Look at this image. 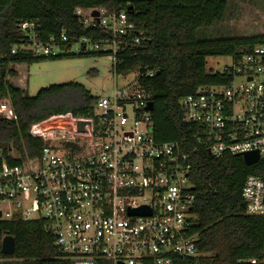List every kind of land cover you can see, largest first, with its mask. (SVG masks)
Segmentation results:
<instances>
[{
	"label": "built area",
	"instance_id": "2783aa9c",
	"mask_svg": "<svg viewBox=\"0 0 264 264\" xmlns=\"http://www.w3.org/2000/svg\"><path fill=\"white\" fill-rule=\"evenodd\" d=\"M124 1L119 9H75L83 26L109 39L65 32L43 39L39 24L20 23L28 39L22 50L34 57L103 53L115 78L135 77L96 96L89 116L64 112L33 122L29 134L43 141L40 152L0 148V222H42L70 264H201L192 233V164L181 143L159 142L154 135L151 93L142 82L154 72L118 69L117 54L137 30L127 12L137 0ZM228 57L230 64L213 70L224 76L221 82L180 100L183 121L213 157L257 152L258 164L264 160V42ZM0 116L17 120L9 99L0 101ZM242 198L247 214L264 216V176L249 174ZM143 207L151 213H138ZM249 263L264 264V257Z\"/></svg>",
	"mask_w": 264,
	"mask_h": 264
},
{
	"label": "trees",
	"instance_id": "16d2710c",
	"mask_svg": "<svg viewBox=\"0 0 264 264\" xmlns=\"http://www.w3.org/2000/svg\"><path fill=\"white\" fill-rule=\"evenodd\" d=\"M124 5V0H0V101L9 99L17 116V120L0 116V148L6 151L12 145L21 153L36 154L43 141L29 134L33 122L64 112L89 116L96 101V96L80 83L51 85L31 97L11 81L18 76L14 68L17 64L78 56H32L22 50L28 39L20 23L39 24L37 32L43 39L62 32L75 38L109 39L110 34L83 26L75 9H119ZM127 9L137 30L130 35L128 46L117 54L118 69L154 72L152 77L142 79L153 102L154 135L159 142L181 143L192 164L189 177L196 194L192 233L198 236L201 264H250V259L264 257V216L247 214L242 198L246 177L264 176V160L247 165L241 156L213 157L195 136V130L183 121L180 105L183 97L200 86L223 80V75L208 71L209 57L238 58L246 49L264 42V35L199 39V34L223 20L228 10L226 0H137ZM140 31L141 42L135 44ZM14 48L16 53H12ZM7 233L16 239L14 255L1 253ZM12 257L18 258L19 264H70L40 221L0 222V264H12L3 260ZM177 264L193 263L178 260Z\"/></svg>",
	"mask_w": 264,
	"mask_h": 264
},
{
	"label": "rangeland",
	"instance_id": "374dc122",
	"mask_svg": "<svg viewBox=\"0 0 264 264\" xmlns=\"http://www.w3.org/2000/svg\"><path fill=\"white\" fill-rule=\"evenodd\" d=\"M228 10L223 20L212 28L199 34V39L219 37H249L264 35V0H226ZM112 61L107 55L69 56L56 59H41L16 67L23 78L22 85L26 93L34 97L46 87L55 84L80 83L94 96L108 95L118 86H126L135 77L134 73L118 76L109 70ZM228 56L209 57L207 69L218 70L230 64ZM15 68V66H14ZM18 83L17 78H12ZM15 83V84H16ZM19 264L18 258L3 259Z\"/></svg>",
	"mask_w": 264,
	"mask_h": 264
},
{
	"label": "water",
	"instance_id": "95a60500",
	"mask_svg": "<svg viewBox=\"0 0 264 264\" xmlns=\"http://www.w3.org/2000/svg\"><path fill=\"white\" fill-rule=\"evenodd\" d=\"M130 10L132 7L129 8ZM93 15H97V12H94ZM148 109H153V102L149 103ZM85 122H79L81 129L84 128ZM259 155L257 152L246 153L243 156V160L247 165H254L258 162ZM141 214H150V210L146 207H143L137 210ZM16 251V239L11 234L7 233L2 239L1 243V253L4 255H14Z\"/></svg>",
	"mask_w": 264,
	"mask_h": 264
},
{
	"label": "crops",
	"instance_id": "0c3cea01",
	"mask_svg": "<svg viewBox=\"0 0 264 264\" xmlns=\"http://www.w3.org/2000/svg\"><path fill=\"white\" fill-rule=\"evenodd\" d=\"M25 63H21V64H17V65H15V69H16V67H22V65H24ZM26 65V64H25ZM21 73L20 72H18V76H16V78H17V82L18 83H16L18 86H20L21 88H23V89H25L24 87H23V85H22V80H23V78H21V75H20Z\"/></svg>",
	"mask_w": 264,
	"mask_h": 264
}]
</instances>
